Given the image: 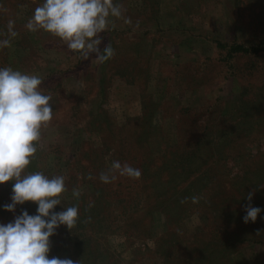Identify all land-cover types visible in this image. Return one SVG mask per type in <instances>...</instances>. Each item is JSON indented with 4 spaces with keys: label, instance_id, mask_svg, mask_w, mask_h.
<instances>
[{
    "label": "rangeland",
    "instance_id": "rangeland-1",
    "mask_svg": "<svg viewBox=\"0 0 264 264\" xmlns=\"http://www.w3.org/2000/svg\"><path fill=\"white\" fill-rule=\"evenodd\" d=\"M113 2L123 15L109 18L115 27L99 34V47L111 44L115 55L97 64L95 53L83 59L58 37L25 28L43 0H0V40L10 39L0 48V67L39 76V90L52 98L53 117L25 172L65 177L61 204L50 212L78 206L76 225L62 224L49 238L48 257L78 264L75 254L91 251L92 264H184L185 254L203 245L198 240L213 239L212 264H264V237L229 248L210 234L215 218L245 211L249 192L253 207L264 198L257 195L264 173V51L227 58L215 46H248L264 36L252 16L264 0ZM9 20L15 37L8 35ZM113 161L140 169V178L117 173L113 182H101ZM14 183L0 184L3 225L21 214L17 209L36 207L26 201L14 211L4 208ZM154 193H162L161 202ZM239 224V237L264 230V223ZM167 226L169 253L162 260L155 242Z\"/></svg>",
    "mask_w": 264,
    "mask_h": 264
},
{
    "label": "clouds",
    "instance_id": "clouds-1",
    "mask_svg": "<svg viewBox=\"0 0 264 264\" xmlns=\"http://www.w3.org/2000/svg\"><path fill=\"white\" fill-rule=\"evenodd\" d=\"M123 6L113 0H43L25 24L30 32L43 30L58 37L67 49L88 59L95 53V61L102 64L115 55L111 44L103 50L99 45L101 32L115 27L110 17L120 18ZM130 23V19H126ZM14 21L7 24L8 35L17 36ZM10 46V39L0 40V48ZM41 78L35 74L22 73L12 67H0V184L14 180L11 203L4 205L14 211L17 204L33 201L38 204L37 214L23 211L7 225L0 224V264H74L71 259L49 258V238L60 225L72 229L78 220V206L55 212L50 210L61 204L65 192V177H51L37 171L26 173L25 169L38 151L41 130L53 117L49 103L51 96L39 90ZM139 179L141 170L120 161H113L107 171L99 174L103 183H111L117 175ZM91 178V176L89 177ZM253 192L247 194L244 223L255 222L261 208L251 206ZM72 195L79 198L81 192L73 188ZM189 198L185 197L181 203ZM198 203L199 197L190 198ZM91 206V205H90ZM47 218V219H46Z\"/></svg>",
    "mask_w": 264,
    "mask_h": 264
},
{
    "label": "trees",
    "instance_id": "trees-1",
    "mask_svg": "<svg viewBox=\"0 0 264 264\" xmlns=\"http://www.w3.org/2000/svg\"><path fill=\"white\" fill-rule=\"evenodd\" d=\"M253 19L255 24L261 29H264V5H262V11H258V12H254L252 14ZM215 46L218 48H223L224 50V56L229 58L230 56L234 55V54H238V55H252V56H256L261 54L264 51V36L262 35V37H260V39H258L254 44L252 45H242L240 43H231V44H223L220 43L218 41L215 42ZM198 139H199V135H198ZM229 143V142H228ZM227 145V142L225 143ZM260 168L264 169V165H260ZM261 172V176L257 177L258 179V189L260 191V194H257L260 196V198H262V196H264V173L262 174V171L259 170ZM256 184V182H255ZM162 195L161 194H157L154 193L153 197ZM154 200L156 201H160L161 202V198L160 197H156L154 198ZM36 204V207L34 205V209L29 213V215H36L37 214V208H38V204ZM25 205V204H23ZM22 205V206H23ZM83 205V204H82ZM86 205L82 206L81 208V212L79 214V216L81 217H85L87 214V210H86ZM258 207L261 208V212L258 214L256 221L254 222L255 224H258V226H260L261 223H264V198H262L260 201H258ZM36 208V209H35ZM22 210V208H20ZM20 209H17L18 213ZM154 209V208H152ZM25 210V209H24ZM152 211V210H151ZM233 211V210H232ZM235 212H238V214H236ZM20 214V215H21ZM165 214V213H164ZM246 214V211H241L240 208H236L234 209V211L232 212V217H228L227 215L223 214L221 218H215L214 221L217 225L210 227V229L212 230V232L214 233H210L211 235L214 236V238L216 240L219 239V244L226 243L225 247H235L236 243L240 240H251V241H257L260 238L264 237V230H252L251 233H255L257 236L256 238L250 237V236H238V232L239 230L243 229V226H240L239 222L243 221V217ZM228 217L227 219H224ZM79 218V217H78ZM47 219V218H46ZM93 218H90V221L93 223L92 221ZM252 224V222L250 221V225ZM89 225V223H88ZM93 227V226H92ZM91 227V228H92ZM95 228H98L94 225ZM101 229V228H100ZM216 229L218 230V232H216ZM86 234L85 235V240L86 243L88 244V240H91V234L88 235V230H86ZM90 232H93L92 229L90 230ZM166 234H163L162 238H160L159 240H157L155 242V247L157 248V252L160 255V258H162V260H165L167 255H168V247H169V231H168V226L166 227ZM260 233V234H259ZM101 234V233H100ZM53 237L51 239V241H54ZM259 241V240H258ZM197 242L202 243L203 245H201V248H192L190 249V252H187V254H185V263L184 264H212L211 260L209 261V256L211 254L214 253V248L215 246H217V244L213 241V239H207V240H198ZM191 251H195L198 255H202L201 256H195L194 258L191 257L192 253ZM204 251V253L201 254V252ZM76 257L78 258V264H92L91 261H89L87 259V257L92 256L91 251L86 253L85 256L81 257L79 254H75ZM115 257V256H114ZM199 258V259H198ZM114 259V258H113ZM88 260V261H87ZM228 260V258H227ZM230 261V260H229ZM210 262V263H209ZM112 263V261H111ZM116 264V262H115Z\"/></svg>",
    "mask_w": 264,
    "mask_h": 264
}]
</instances>
